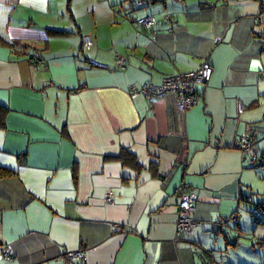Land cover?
I'll return each mask as SVG.
<instances>
[{
  "label": "crops",
  "instance_id": "crops-1",
  "mask_svg": "<svg viewBox=\"0 0 264 264\" xmlns=\"http://www.w3.org/2000/svg\"><path fill=\"white\" fill-rule=\"evenodd\" d=\"M147 15L150 29L131 21ZM205 61L187 111L129 93ZM263 97L264 0H0V264L80 247L78 264H264L243 200L264 204V163L240 146L252 136L264 157ZM182 190L198 200L179 242Z\"/></svg>",
  "mask_w": 264,
  "mask_h": 264
},
{
  "label": "built area",
  "instance_id": "built-area-1",
  "mask_svg": "<svg viewBox=\"0 0 264 264\" xmlns=\"http://www.w3.org/2000/svg\"><path fill=\"white\" fill-rule=\"evenodd\" d=\"M141 4L142 3H138V5ZM131 21L137 25L150 29L155 25L157 19L154 15H147L140 18L132 17ZM219 40L220 38L216 39V41ZM93 45L94 41L92 35L85 34L82 40L84 53L90 52ZM87 61L93 67H109L107 64L101 63L94 58L88 57ZM117 66L121 69L126 67V59L121 55H117ZM212 75L213 66L210 62L205 61L199 69L195 71L179 72L164 77L160 84L144 83L140 87L132 85L129 88V93L132 97L142 95L148 98H157L165 96L168 93H176L178 95L177 108L178 110L184 112L189 110L198 102L200 94L197 86L208 83L211 80ZM240 146L250 164L254 165L259 162V149L251 136H245L242 139ZM105 200L109 202L112 201L113 193L108 192L105 194ZM197 200L198 196L196 193L185 190L181 191L176 220V228L179 236L177 241L179 242L181 241V235L185 232L191 231L195 225L194 214L196 211ZM123 230L124 228L121 225H116V231L120 232ZM194 247L195 250L198 248V246ZM1 253L6 260H12L13 250L9 246L3 245L1 247ZM57 258L65 264H77L85 260L86 250L85 248L67 250L65 253L60 254Z\"/></svg>",
  "mask_w": 264,
  "mask_h": 264
},
{
  "label": "trees",
  "instance_id": "trees-1",
  "mask_svg": "<svg viewBox=\"0 0 264 264\" xmlns=\"http://www.w3.org/2000/svg\"><path fill=\"white\" fill-rule=\"evenodd\" d=\"M134 11V10H131V12ZM94 40V39H93ZM82 51H83V46H82ZM84 53V51H83ZM37 55V56H36ZM40 55L39 53H35L32 55V60L34 61H37L38 59H40ZM37 59V60H36ZM3 122V119H2V114H0V124ZM253 130V128H252ZM252 137V136H251ZM253 138V137H252ZM254 140V139H253ZM255 141V140H254ZM256 143V141H255ZM257 145V143H256ZM258 147V146H257ZM259 149V147H258ZM122 156H127V151H123V153L121 154ZM128 156L132 157L133 158V155L131 153L128 154ZM259 157H260V160L257 164H250L251 167H255V166H259L261 163H264V157L263 155L260 154V149H259ZM253 194H250V195H245L243 197V200L246 202V205L248 206V208H246V210H248V212L251 214L252 218H253V221L255 223H258V224H264V204L262 203H257L254 201L253 199ZM233 220L234 221H237L236 217H233ZM186 233V232H185ZM183 233V234H185ZM182 237V235H181ZM180 237V238H181ZM182 240V238H181ZM191 244V246L194 248L195 250V247L194 246H198L195 242H189ZM257 244H260L261 246L264 247V238H261V239H258L257 241ZM10 247V246H9ZM11 248V247H10ZM80 248H83V247H80ZM12 249V248H11ZM197 250V249H196ZM66 251H63L61 253H59L57 255V257L62 254V253H65ZM13 256H14V251H13ZM56 257V258H57ZM13 259V258H12ZM78 264V263H77Z\"/></svg>",
  "mask_w": 264,
  "mask_h": 264
},
{
  "label": "rangeland",
  "instance_id": "rangeland-1",
  "mask_svg": "<svg viewBox=\"0 0 264 264\" xmlns=\"http://www.w3.org/2000/svg\"><path fill=\"white\" fill-rule=\"evenodd\" d=\"M261 102L262 103H264V97L262 98V100H261ZM251 169L254 171V170H256L255 169V167H251ZM254 174H252L253 175V179H255V172H253ZM261 175V174H260ZM264 180H259V183H262V190H264V182H263ZM255 189H251L250 190V192L253 194V197H258V194H256V192L254 191ZM248 194H250V193H248Z\"/></svg>",
  "mask_w": 264,
  "mask_h": 264
}]
</instances>
